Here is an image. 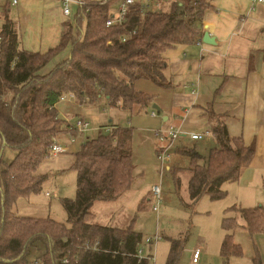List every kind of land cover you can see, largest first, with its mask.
<instances>
[{
    "label": "trees",
    "instance_id": "1",
    "mask_svg": "<svg viewBox=\"0 0 264 264\" xmlns=\"http://www.w3.org/2000/svg\"><path fill=\"white\" fill-rule=\"evenodd\" d=\"M80 1L84 4L77 5L75 24L78 26L84 17L85 30L74 31L72 22L65 21L58 44L45 52L20 49L15 24L7 14L0 28V264H64L63 258L68 264H149L136 257L145 238L133 229L132 220L124 227L102 225L90 210L95 201H115L131 188L130 127L108 124L97 136L86 138L74 154L71 168L77 174L76 194L61 201L66 223L18 215L12 207L19 198L42 190L47 175L38 174L37 169L49 156L56 136L66 128L77 134L58 117L55 105L60 99L72 94L79 105L103 101L129 113L134 107L138 111L148 107L151 96L136 90L135 81L145 79L162 88L171 87L164 75L163 54L202 34L206 5L204 0H189L187 4L171 0L166 8L158 9L133 5L122 24L107 26L111 3ZM65 47H69L68 57L44 71ZM209 114L213 116L212 111ZM210 132L214 144L206 156L194 146L182 147L176 152L189 158V166L169 165L164 170L170 172L177 188L179 174L188 173L192 203L203 195L211 200L225 198L222 186L236 182L255 153L253 143L245 145L241 137H231L221 121ZM4 148L15 151L9 163L2 161ZM161 151L156 150V155ZM144 201L138 203V210ZM235 208L251 235L264 232V206L227 208L220 248L225 259L242 254L233 241L236 218L231 211ZM182 248L180 240H171L165 264H176ZM33 252L36 254L31 259ZM252 264H262L257 250Z\"/></svg>",
    "mask_w": 264,
    "mask_h": 264
},
{
    "label": "crops",
    "instance_id": "2",
    "mask_svg": "<svg viewBox=\"0 0 264 264\" xmlns=\"http://www.w3.org/2000/svg\"><path fill=\"white\" fill-rule=\"evenodd\" d=\"M49 1L17 0L12 4L9 0H0V28L7 14L15 24L20 49L45 52L58 44L65 21L59 23L57 18L59 15L68 18L71 10L67 16L63 10L55 15L53 22L58 24L53 25V11L57 6L63 9V1ZM179 2L187 4L189 0ZM204 3L206 8L200 24L202 34L190 43L177 44L163 54L166 62L164 75L171 82V87H160L164 92L160 94L159 111L165 114L164 122L169 117L178 120L177 128L183 135L177 140L189 138L187 134L191 132L210 131L221 121L231 137H241L245 145L253 143L255 153L250 164L241 171L236 182L225 185L223 189L226 195L233 194L234 202L230 207L264 206V3L257 0H204ZM168 4H156L152 0L149 6L158 9L166 8ZM115 8V3H111L109 11L113 12ZM204 32L213 38V43L203 42ZM137 81L134 83L136 90ZM55 107L58 117L59 113H65L66 117H81L89 121L79 115L86 107L73 100H61ZM140 111L134 107L132 112ZM95 115L88 113L87 116L98 122L101 128H106L108 124L118 125L121 115L131 116L132 113L109 106L105 114ZM161 127L165 129L168 126ZM83 135H72L69 131L57 135L56 140L64 151L53 157V161L57 162L64 154L70 155L67 163L59 162L57 172L71 167L74 154L86 139ZM6 156L9 158L6 162H11L15 151H8ZM41 164L38 174H42ZM146 197V200L152 198L151 189L140 201ZM13 211L16 213L14 206Z\"/></svg>",
    "mask_w": 264,
    "mask_h": 264
},
{
    "label": "rangeland",
    "instance_id": "3",
    "mask_svg": "<svg viewBox=\"0 0 264 264\" xmlns=\"http://www.w3.org/2000/svg\"><path fill=\"white\" fill-rule=\"evenodd\" d=\"M49 2H55L50 0ZM71 10L68 18L59 15L58 22L70 20L73 24L74 31L85 30V18L77 17L80 24L76 26L75 18L77 12V4L67 3ZM63 9L60 6L53 11L52 24L54 17ZM52 31V30H51ZM69 47H65L57 56H55L45 67L44 71H48L60 60L68 57ZM40 75L44 73L39 72ZM46 74V73H45ZM137 90H142L151 96V102L148 107L142 109L139 113L132 112V115L119 117L118 125L121 127H130L133 131L132 138V161L134 164L133 182L131 188L122 194L115 201H95L91 207V212L95 214V219L102 225H120L122 227L128 225L132 220L133 229L142 234L143 238L152 237L155 234L160 235V239L152 245L151 248L144 245L142 247L145 253L150 251L155 255L154 264H165L170 250V241L173 239L180 240L183 248L179 253L176 264H252V258L257 250L262 264H264V232L251 235L243 228V221L238 208L231 211L235 215L236 225L233 231V241L239 244L242 254L240 256H230L227 259L220 254L221 243L225 235L222 228V220L224 211L233 205L232 192L220 200H211L209 196H201L195 203L189 198L187 190L188 173L179 174L180 184L178 188L172 179L170 172L163 171L161 175V164L157 158L156 150L169 145V141H160L155 138L153 132L163 130L162 125L172 126L177 129V121L173 117L164 122V112L153 108L156 105L159 108L160 94L164 89L160 88L153 82L140 79L136 83ZM10 94V92L8 93ZM74 101V100H73ZM86 108L79 112V115L88 119L91 128L84 133L83 139L93 138L97 136L101 128L95 121L88 117V113L98 117L99 114H105L109 106L103 101L99 104H85ZM151 111H155V117L150 115ZM88 112V113H87ZM65 113H59V119L69 126L73 123V119L66 117ZM109 118V117H108ZM70 120V121H68ZM108 121V119H107ZM106 121V123H107ZM108 124V123H107ZM67 128L65 129V131ZM70 138V135H67ZM57 138V136H56ZM195 144L190 138L174 140L168 149L170 161L167 163L171 167H188L190 160L187 156L176 152L184 147L186 149L193 148ZM214 141L212 138H205L197 141L196 149L202 155H207ZM9 148L2 151V161L6 162L9 158L6 156ZM13 150H11L12 152ZM53 157H49L41 164V173L47 175L39 193L31 194L28 197L19 198L14 204V208L18 215L47 218L66 223L67 214L62 207V199H73L76 194V171L68 167L63 172H57L56 167L59 162L66 163L70 159V155L64 154L56 161ZM165 172V173H164ZM234 183V182H233ZM230 183H225L222 187ZM160 186L161 203L158 214L153 211V199L149 197V201H144V207L137 209V204L145 197L153 186ZM48 193V194H47ZM47 194V195H46ZM147 199V197L145 198ZM16 206V207H15ZM13 210V207H12ZM198 252L196 262H193V253ZM31 259H34V255Z\"/></svg>",
    "mask_w": 264,
    "mask_h": 264
},
{
    "label": "built area",
    "instance_id": "4",
    "mask_svg": "<svg viewBox=\"0 0 264 264\" xmlns=\"http://www.w3.org/2000/svg\"><path fill=\"white\" fill-rule=\"evenodd\" d=\"M10 3L15 4L17 0H9ZM63 1V14L69 15L70 9L67 6L68 2H73L77 5H83L84 2L80 0H62ZM152 0H100L99 3L105 4V3H115L116 8L113 12H110L109 17L106 21L107 26L115 25V24H122L125 21V16L128 7L133 5H141L143 8H149L150 2ZM156 2V4H159L160 2H170L171 0H153ZM259 2L264 3V0H257ZM132 34H135V30ZM0 41H1V34H0ZM74 100V96L72 94L63 96L61 100ZM151 116H155V111H151ZM70 121V120H68ZM72 130L76 131L77 134H83L90 128L89 121L81 118V117H75L73 118V123L69 126ZM183 132L180 129H175L172 126H168L167 128L163 130H156L153 132V135L155 138L159 139L160 141H169V145L166 147L161 148L162 151L157 155V158L161 164V174L164 170L169 169V164L167 163L170 161V154L168 153V149L170 148L172 142L174 140H177L179 137H181ZM188 137L191 140L200 141L203 140L209 136H211V132L209 130H204L201 132H191L187 134ZM64 151V148L61 146L60 143L57 142L56 138L54 142L51 144V147L49 149V157H55L58 154L62 153ZM152 198L154 203L152 204V209L154 212L158 214L160 209V203H161V188L160 186L156 185L151 188ZM160 239L158 234H155L152 237H146L143 242L144 245L151 246L154 245L158 240ZM96 246V245H95ZM136 257L139 261L141 260H147L149 261V264L155 263V255L153 252L145 253L144 248L142 245H140L136 250ZM198 258V252L195 251L193 253V262H196ZM62 262L64 264H68L69 260L67 258H63ZM31 264H36L35 262Z\"/></svg>",
    "mask_w": 264,
    "mask_h": 264
},
{
    "label": "water",
    "instance_id": "5",
    "mask_svg": "<svg viewBox=\"0 0 264 264\" xmlns=\"http://www.w3.org/2000/svg\"><path fill=\"white\" fill-rule=\"evenodd\" d=\"M202 40L203 42H206V43H213V38L209 37L208 32L203 33ZM153 108L159 111V108L156 105H153ZM163 120H166V118L164 117Z\"/></svg>",
    "mask_w": 264,
    "mask_h": 264
}]
</instances>
